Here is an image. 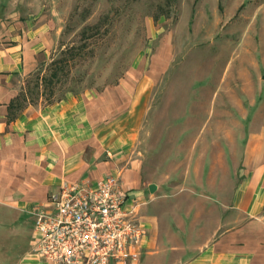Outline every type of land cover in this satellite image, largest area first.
I'll return each instance as SVG.
<instances>
[{"label":"rangeland","instance_id":"374dc122","mask_svg":"<svg viewBox=\"0 0 264 264\" xmlns=\"http://www.w3.org/2000/svg\"><path fill=\"white\" fill-rule=\"evenodd\" d=\"M5 37L29 44L20 96H87L157 195L194 188L214 165L229 188L264 154V0H0ZM155 197L130 203L168 225L181 204Z\"/></svg>","mask_w":264,"mask_h":264},{"label":"crops","instance_id":"0c3cea01","mask_svg":"<svg viewBox=\"0 0 264 264\" xmlns=\"http://www.w3.org/2000/svg\"><path fill=\"white\" fill-rule=\"evenodd\" d=\"M28 45L0 38V264H57L33 250L37 207L50 209L64 182L94 184L109 173L123 177L130 201L156 195L154 203L181 204L168 225L158 215L143 220L148 239L138 260L112 264H264V154L229 188L214 165L194 188L157 195L159 186L129 165L135 160L119 158L112 126L94 120L87 96L69 92L34 102L20 96Z\"/></svg>","mask_w":264,"mask_h":264},{"label":"built area","instance_id":"2783aa9c","mask_svg":"<svg viewBox=\"0 0 264 264\" xmlns=\"http://www.w3.org/2000/svg\"><path fill=\"white\" fill-rule=\"evenodd\" d=\"M37 207L33 250L57 264L136 261L147 227L118 174L94 184L64 182Z\"/></svg>","mask_w":264,"mask_h":264},{"label":"trees","instance_id":"16d2710c","mask_svg":"<svg viewBox=\"0 0 264 264\" xmlns=\"http://www.w3.org/2000/svg\"><path fill=\"white\" fill-rule=\"evenodd\" d=\"M69 51V53L71 54V55H74V54H76L77 53V51H76V49L74 48V47H71L70 49H68ZM66 60H67V58H66ZM55 62H53V63H55L56 64V67L55 68H53V70H52V73H51V79H53V78H56V79H58L60 76V73H61V69H62V65L61 64H59L61 61H64V60H59V59H57V60H54ZM51 79H50V81H51ZM41 82L42 83H44L43 85L46 87V85L48 84V82L49 81H46L45 80V78H43V79H41ZM39 86H40V83H39Z\"/></svg>","mask_w":264,"mask_h":264}]
</instances>
